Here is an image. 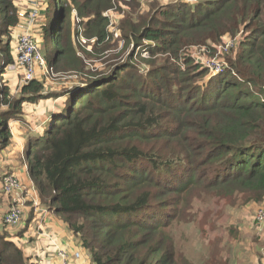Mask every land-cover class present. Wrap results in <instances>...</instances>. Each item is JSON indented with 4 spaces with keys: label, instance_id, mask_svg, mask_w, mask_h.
I'll return each mask as SVG.
<instances>
[{
    "label": "trees",
    "instance_id": "1",
    "mask_svg": "<svg viewBox=\"0 0 264 264\" xmlns=\"http://www.w3.org/2000/svg\"><path fill=\"white\" fill-rule=\"evenodd\" d=\"M53 1L57 16L40 34L53 43L47 62L55 73L79 71L84 63L73 43L72 6L64 0L58 8ZM110 1L86 0L76 8L83 19L93 16L86 35L98 43L109 33L102 13ZM177 6L163 12L172 22L144 27L141 38L178 56L184 43L218 41L250 20L253 29L231 68L212 75L201 66L194 73L152 63L151 83L144 87L128 62L112 76L109 69L108 76L61 93L44 94L40 76L22 84L19 96L0 86V150L10 143V122L25 120L26 104L61 98L58 113L29 137L26 161L40 202L66 223L90 264H194L177 251L169 228L192 207L196 190L221 197L242 193L246 203L264 199V0ZM17 22L15 1L0 0V36H10ZM130 26L134 33L136 24ZM12 49V41L1 45L0 84L14 61ZM208 71L209 81L198 86ZM8 174L0 171L1 184ZM9 236L0 231V264H39ZM205 264L230 263L208 254Z\"/></svg>",
    "mask_w": 264,
    "mask_h": 264
},
{
    "label": "rangeland",
    "instance_id": "2",
    "mask_svg": "<svg viewBox=\"0 0 264 264\" xmlns=\"http://www.w3.org/2000/svg\"><path fill=\"white\" fill-rule=\"evenodd\" d=\"M14 1L17 11H24L27 8V0ZM63 1L58 0V8L61 7ZM195 1L196 4H202L203 7H205V2H211V0H111L109 9L114 7V17H116L113 25L118 30L111 34L110 20H108L106 30L110 34V39H105V41L98 43L95 36L86 35V32L90 33L92 31L89 20L93 16H84L83 19L76 9L79 5L85 4L86 0H68V6H72L73 43L78 57L84 64H82V69L79 71H60L50 76L48 81L44 77V94L49 92L61 93L69 89H82L85 85L81 86L80 83L86 84L90 79L102 74L108 76L109 69V75L112 76L114 72H117L118 69L116 68L128 62L134 66L133 73L142 76L144 87L149 86L151 83L148 72L153 68L152 63L155 65L162 64L164 68L176 64L182 71L186 72L192 69L194 73L198 66L202 67H199L200 70H209V68L212 70L217 63H225L227 68H231L230 64L236 63V58L239 55L236 49L239 48L244 38L247 39V33L249 32L250 34V30L253 29L250 20L240 25L234 33H224L218 41L207 40L202 43H184L181 46L182 48L179 49L178 56H174L169 52L162 53L158 50L156 41L141 38V32L144 27L158 26V21L161 20L173 21L169 15L163 13L164 11L176 10L179 7L177 5L181 3L187 2L191 4ZM39 8L42 9L36 22L41 26L38 27L36 22L33 23L34 26L31 31V34H34L32 35L33 38H37L36 33H42L43 25L48 23L51 26L57 16L53 0H41ZM85 11L86 13L90 12V10ZM131 23L136 24L134 33H131ZM17 35L18 32L13 29L10 36L9 34L0 36V48L1 45H5L8 41H12V44H14ZM38 40L40 50L47 60L51 55L53 43L50 39L44 38L43 40L42 35ZM144 50H147V55L143 54ZM1 61L0 56V63ZM232 67L234 68V65ZM209 79L208 71L202 79H198L196 84L202 86ZM3 84L10 86L13 96H19L22 85L21 73L18 71L7 73L5 81L0 86ZM180 86L192 85L184 83ZM61 104L64 105L63 102ZM60 108L61 105L58 100L49 98L41 100L37 104H26L23 108V117L25 119V116H27L28 120H33V118L41 116L40 118L38 117V121L43 120L46 122L53 114H57ZM25 120L21 123L25 124ZM30 126L34 127L33 123ZM27 130L29 131L28 134L32 136L33 131L28 128L26 130L23 129V131ZM16 142L22 144L19 141ZM27 143L28 140L25 145L22 144V159L20 158L17 162L18 166L9 165L7 170L9 177L16 180L17 183L12 186L7 180L6 184L3 181L2 185V181H0V221L4 224L0 231L7 230L10 234L9 238L19 246H21L22 239L17 236V233L26 226L23 220L29 219L30 215L26 214L27 211H33L34 219H36L41 208H48L47 204L38 206L37 201L40 200L35 194L36 189L32 186L33 182L28 180V183H26L20 180V176H23L25 172L29 174V167L26 161ZM16 168L24 173L22 172L21 175L15 173ZM8 188L11 189L9 192L6 191ZM202 192V190L198 189L190 196L192 198L198 195V197L194 198L192 207L187 208L185 216H181V219L173 220L171 228H169V231L174 236L177 251L187 256L194 264H205L208 254H213V256L221 255L223 258L228 257L231 261L236 260L235 264H248L250 263L248 260L249 255H259L256 253L258 252V247L262 248L260 253L264 257V232L259 236L251 232L250 234L245 232V234L240 235V231L237 229L241 219L246 214L253 215L255 210L250 206V210L247 212L243 211L245 204L248 205L250 202L246 203L243 201L242 193L221 197L213 194H203ZM35 203L36 207L34 208L33 204ZM256 204L260 206V201L256 202ZM17 223L21 225L15 227ZM244 225H247V220L244 221ZM253 231L255 232V229Z\"/></svg>",
    "mask_w": 264,
    "mask_h": 264
},
{
    "label": "crops",
    "instance_id": "3",
    "mask_svg": "<svg viewBox=\"0 0 264 264\" xmlns=\"http://www.w3.org/2000/svg\"><path fill=\"white\" fill-rule=\"evenodd\" d=\"M36 36L38 39H40V33L39 34L36 33ZM54 100L57 101L58 99L54 98ZM58 101H61V98ZM38 117L40 118L41 116ZM38 117L33 118V120H28V117L25 116V119L27 120L25 121V124L21 123L23 121H19V120H14L10 122L12 137L9 145L6 148L1 149L0 171L8 170L9 165L18 166L17 162L22 157L21 156L22 144L25 145L26 141L30 136L28 134L29 131L28 130L23 131V129L26 130L28 128L33 132H39L41 130L40 125H42L44 121L43 120L38 121ZM31 123H33L34 127L30 126ZM16 141H19L22 144H19ZM18 170L19 169L16 168L15 173L21 175L23 171H18ZM20 178L22 182L28 183V180L30 181V177L27 172H25L23 176H20ZM37 202H38V206L45 205L42 202L40 203V201ZM262 203L263 201L260 202V206L262 205ZM250 206L255 209L253 211V215L246 214L241 219V222L240 224H238L237 229L240 231V235L243 233L245 234V232H248L250 234L251 232L259 236L261 235V233L264 232V228L261 232H258L252 223V218L260 206H258L256 202H250L248 205L245 204L243 211L247 212L248 210H250L251 209ZM43 209L44 208L40 209L39 214L37 216L38 218L36 219H34L33 211L32 212L27 211L26 214L30 216L29 219L25 220L26 226L24 229L26 234L22 238L23 247L21 248L23 249L28 261L30 262L38 261L37 263L39 264H59L60 260L55 253V247H59L64 250H67L68 254H70L71 249L79 248L77 245L78 241L77 238L70 232L66 223H64V221L61 219L60 216L55 214L53 210H48V208L44 210ZM245 220H247V225H244ZM253 229H255V232L253 231ZM80 251H81L80 256L77 259H74L72 263L90 264L88 254H86L83 249L82 250L80 249ZM261 251L262 248L258 247V252L256 253H258L259 255L257 254L249 255L248 260L250 261V263L248 264L256 263V262L259 263L260 261L264 263V257L260 253ZM235 262L236 260L234 261L229 260V263L231 264H235Z\"/></svg>",
    "mask_w": 264,
    "mask_h": 264
},
{
    "label": "built area",
    "instance_id": "4",
    "mask_svg": "<svg viewBox=\"0 0 264 264\" xmlns=\"http://www.w3.org/2000/svg\"><path fill=\"white\" fill-rule=\"evenodd\" d=\"M40 2L41 0H27V8L24 11H17L18 22L14 30L18 32V35L14 44H12V54L14 56V61L7 66L6 74L11 71H18L19 73H21L22 84L29 82L36 76H40L43 78L45 77V79L48 81V78L55 74L54 70L49 66L44 54L40 50L39 40L37 38H33L32 35L34 34H31L32 28L34 26L33 23L38 20V15H40L42 9L39 8ZM113 8L108 9L102 13L103 16L110 20L111 34H114V32H117L118 30L116 26L113 25L116 17H114L115 12ZM36 24H38V22H36ZM37 26L39 27L41 25L38 24ZM106 39H110L109 33L106 36ZM139 49H141V47H139ZM143 54L147 55V50H144ZM226 69L227 67L225 63H217L216 67L212 70L209 68V71L212 75H214L217 73H223ZM80 85L83 86L85 85V83H80ZM8 177L9 174L4 177L5 184L7 180H9L10 185L12 186L17 183L16 180H13V178L11 177H9L8 179ZM12 177L14 176L12 175ZM10 190V188L6 189L7 192H9ZM33 205V207L35 208L36 203ZM252 223L254 224L258 232H261L263 230L264 202L254 214ZM55 253L59 257V264H73L72 261L80 256L81 251L79 248L71 249L70 254H68L67 250L55 247Z\"/></svg>",
    "mask_w": 264,
    "mask_h": 264
},
{
    "label": "clouds",
    "instance_id": "5",
    "mask_svg": "<svg viewBox=\"0 0 264 264\" xmlns=\"http://www.w3.org/2000/svg\"><path fill=\"white\" fill-rule=\"evenodd\" d=\"M264 202V199L262 200ZM263 204V203H262Z\"/></svg>",
    "mask_w": 264,
    "mask_h": 264
}]
</instances>
